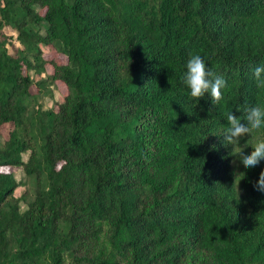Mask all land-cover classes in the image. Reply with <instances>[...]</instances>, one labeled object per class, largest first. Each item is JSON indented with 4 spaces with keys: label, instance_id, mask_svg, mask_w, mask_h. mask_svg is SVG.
I'll use <instances>...</instances> for the list:
<instances>
[{
    "label": "trees",
    "instance_id": "1",
    "mask_svg": "<svg viewBox=\"0 0 264 264\" xmlns=\"http://www.w3.org/2000/svg\"><path fill=\"white\" fill-rule=\"evenodd\" d=\"M6 167L0 264H264V0H0Z\"/></svg>",
    "mask_w": 264,
    "mask_h": 264
},
{
    "label": "rangeland",
    "instance_id": "2",
    "mask_svg": "<svg viewBox=\"0 0 264 264\" xmlns=\"http://www.w3.org/2000/svg\"><path fill=\"white\" fill-rule=\"evenodd\" d=\"M42 50L44 52L45 59L49 62L47 65V75L51 76L54 75L55 65H62L67 63V58L59 54L58 51H56L52 47H45L42 46ZM46 74H43L41 78L47 79V84H50L49 89L46 90V93L39 94L37 99L34 101V107L39 108L42 107L43 109H52L57 108L56 106L59 103L64 102L65 97L68 95V89L64 83H62L59 80L53 81L51 79H48V76ZM33 78H36V73H32ZM12 130L11 125H5L2 128V133L5 138H9L10 131ZM28 157V154H26V157ZM0 171L3 172H13L15 177L19 182L22 183L21 187L17 190V195H21L25 192H29L31 194V191L33 190L31 185V180L27 179L25 176H23L22 171L18 168H1Z\"/></svg>",
    "mask_w": 264,
    "mask_h": 264
}]
</instances>
